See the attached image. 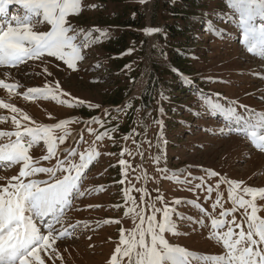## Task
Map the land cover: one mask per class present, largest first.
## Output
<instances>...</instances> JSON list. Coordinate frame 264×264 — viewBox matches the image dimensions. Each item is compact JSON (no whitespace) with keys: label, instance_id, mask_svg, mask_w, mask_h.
<instances>
[{"label":"snow or ice","instance_id":"6c2138e0","mask_svg":"<svg viewBox=\"0 0 264 264\" xmlns=\"http://www.w3.org/2000/svg\"><path fill=\"white\" fill-rule=\"evenodd\" d=\"M139 2L143 4L148 0ZM10 6H18L17 14L10 12ZM227 6L231 14H222L221 22L231 23L232 18L238 15L245 50L264 59V0H227ZM82 10V0H0L2 74L7 75L15 69L28 75V68L33 67L29 63L32 61H39L44 66L43 72L47 77H53L48 70L49 64L66 66L63 68L65 72L78 71V62L85 59V49L109 35L100 29L85 30L74 25L71 18L78 16ZM144 31L149 36L162 32L159 28ZM211 31L219 38L227 35L220 29L213 28ZM94 33L98 35L94 36ZM21 88L23 85L19 81L8 83L0 79V89L6 90L9 95H20L26 101H50L73 109L101 108L99 104L71 97L61 88L60 80H48L43 87H28L23 92L18 91ZM161 96L163 98V93ZM239 107L246 115L237 110L235 102L228 107L219 103L208 104L211 111L225 115L229 133L242 135L264 153V111L258 112L246 105ZM0 109H7L12 114L10 122L14 126L12 131L0 130V170L16 169V174L0 175V264H57V261L64 264L58 242L63 243L75 237L78 231L90 228L87 220L70 221V212L82 210L76 208L73 194L83 198L93 191L82 190L86 173L94 162H98L101 156L98 146L105 139L111 140L113 145L117 143L114 134L118 127L109 128L106 125L119 117L112 116L111 111L105 109L103 116L109 120L72 117L41 124L3 99H0ZM123 111L124 108L117 109L118 113ZM160 111L163 115L162 108ZM8 122V117L0 116V124ZM81 123L84 129L73 136L69 126ZM156 123L161 128L155 145L159 154L152 159L157 171L167 179L169 169L160 167L161 162L166 161L167 140L162 130L163 120ZM144 128L147 130L146 124ZM84 132L94 137L88 147H85L88 141ZM220 132L224 134V129ZM137 135L139 133L133 129L122 136L124 141L131 139L136 145L135 153L127 147L118 153L122 178L117 183H128L122 188L123 205L114 206L116 210L123 207L122 217L105 221L121 226L119 241L109 264H264V187L246 186L243 181L230 180L214 170L203 169L200 176H192L191 171L186 170L187 178L177 182L188 186L190 192H203L204 199L212 201L211 211L198 203L199 197L197 201L174 199L169 202L159 188L152 196L147 184L153 177L141 171L135 180L144 183L137 187L129 176L140 166L133 168L125 157L139 156L143 163V143L152 146L151 140L141 139L137 143ZM69 140L72 142L68 143ZM34 150L41 154L37 156ZM171 176L177 178V173L172 172ZM222 185L227 186V199L221 191ZM133 192L139 193V197ZM229 202L231 206L225 207ZM182 204L197 208L203 219L193 221L179 213L174 206ZM174 216L188 219L190 224H199L201 228L208 227L206 221L210 220L209 238L222 247L223 254L199 255L170 243L166 234L182 235ZM125 219L132 221L131 229L122 226ZM88 238L91 239L90 236Z\"/></svg>","mask_w":264,"mask_h":264},{"label":"rangeland","instance_id":"374dc122","mask_svg":"<svg viewBox=\"0 0 264 264\" xmlns=\"http://www.w3.org/2000/svg\"><path fill=\"white\" fill-rule=\"evenodd\" d=\"M166 2L175 3L176 0H148L139 6L134 3V0H82L83 10L78 16L71 18L72 23L85 30L100 29L109 35L85 49V59L78 62V71L65 72L63 68L66 66L58 67L49 64L48 70L53 73V77H47V74L43 72L44 66L39 61L29 62L33 67L28 68V75L17 72L15 69L5 75L2 74L3 70H0V79H4L8 83L19 81L23 85V88L18 90L20 92L26 91L28 87H43L48 80L53 82L60 80L61 88L70 93L71 97L99 104L100 109H73L50 101H26L15 93L9 95L4 89H0V99L15 104L16 107L27 112L37 123L52 124L60 119L72 117L86 120L92 118L90 115L107 119L108 117L103 116L105 109L110 110L112 116H117V109L124 108V111L120 112L123 114L133 106L134 100L138 102L144 100L143 96L149 87H155L156 96L149 98L152 106L147 108L143 116L145 119L143 123L147 125V130L145 128L143 131L135 130L139 133L135 137L137 143L141 139L151 140L152 146L150 147L146 142L143 143L142 150L145 153L143 163L139 156L125 157L133 168L140 166L135 173L130 172V179L132 183L140 187L144 182H137L135 176L140 175L141 171H146L149 177L154 178L147 184L152 196L156 195L154 190L159 188L169 202L174 199L197 201L199 197L198 203L211 211L212 201H206L203 192H190L187 190L188 186L178 183L177 180L187 178L186 170L191 171L192 176H200L203 175V169H209L230 180L243 181L246 186L264 187V153L256 149L250 140L242 135H237L234 132L229 133V122L225 115L208 108L209 103H219L228 107L235 102L237 110L241 113H244V109L239 107L240 105H246L258 112L264 111V79H261L264 77V59L245 50L242 44L238 15L232 18L231 23L221 22L222 19H218L213 26L206 24L205 29L201 31L199 36L201 50L198 55H194L192 64L194 70L192 75L201 76L202 81L207 83L209 92L203 89L201 83L198 84L191 80L188 74L175 71L186 80V83L180 85L177 91L171 95L167 88L169 85L167 81L173 78V74L167 75L166 81H162L154 66V63L157 62L160 66L167 65L169 69L171 68L166 46L158 41V33L149 36L144 31L147 28L162 29V25L166 21L165 15H167V12L164 11ZM225 5L227 6V1H223L222 7L224 8ZM220 6L221 4H214V8ZM17 11L18 6H10L12 14H17ZM136 11L139 13L138 16ZM228 11L231 14L229 8ZM228 11L224 9L221 12L224 14ZM114 15H122L120 19L122 24L130 21L131 15L134 18H141L143 26L137 30L140 33V43H137L136 40L131 42L132 37L124 36L126 33L121 31V24L120 26L116 25L119 26L117 30L111 28L109 32L106 29V25L101 22V19L106 21ZM213 28L220 29L227 35L224 38H219L218 34H213L211 31ZM114 32L116 33L114 34ZM95 35L98 33H94ZM121 37L128 40V45L132 44L133 46L125 52V55H113L106 62L105 58H108V55L102 51L103 45L108 40L111 43L118 42ZM114 57L117 62L113 60ZM96 58L102 59L103 62L92 68L93 64L90 61H94ZM125 59L126 61H124ZM129 65L130 68L127 67ZM161 93H163V98ZM118 95L121 96V104L114 107L111 102L109 103V100L111 101ZM126 104H128L127 107H125ZM161 108L163 115H161ZM137 110H140L139 106ZM244 114L246 115V113ZM11 115L7 109H0V116L9 118L8 123L0 124V130L12 131L14 129L10 122ZM158 120H163L162 130L167 140L166 161H162L160 164V167L169 169L167 179L157 171V165L152 159L159 154L155 147L156 137L161 132L160 126L156 123ZM231 126L235 127V125ZM95 127L98 129V126ZM131 128L134 129L132 125ZM82 129H84L82 123L69 126V131L73 136H76ZM221 129H224V134H221ZM84 135L88 141L85 147H88L94 137L87 132H84ZM114 138L117 142L115 145L111 140L105 139L98 146L101 156L86 173L87 178L82 190L92 189L91 194L83 198L73 194L76 208L82 210L70 212V221L74 223L87 220L90 222V228L78 231L75 237L69 238L63 243L58 242L64 264H109L110 258L114 254L121 226L107 224L105 221L119 219L123 215V207L120 210H116L114 207L117 204L123 205L122 188L128 183V181L125 182V185L117 183L122 178L118 153L124 147L131 149L133 144L131 139L124 141L115 135ZM71 142V140L68 141V143ZM105 148L107 152L104 150ZM34 151L37 156L41 154L38 150ZM132 151L136 152L135 144H133ZM104 153H116L117 155L109 156ZM172 172L177 173V178L171 176ZM12 174H16L15 168L0 170V175L10 176ZM221 191L224 192L225 199H227V186L222 185ZM133 195L139 197L140 194L133 192ZM212 199H215V194ZM88 205L94 207L89 208ZM230 206V202L225 205V207ZM174 207H177L179 213L193 221L203 219L195 207L187 204ZM237 216L239 218V214ZM173 219L176 220L182 235L175 237L166 234L170 243L182 246L199 255L223 254L222 247L209 238L210 220L206 221L208 227L201 228L199 224H190L188 219L181 220L176 216ZM122 226L125 229H131L133 223L130 219H125ZM89 236L91 239L88 238ZM65 249L67 250L65 251ZM57 264L60 262L57 261Z\"/></svg>","mask_w":264,"mask_h":264},{"label":"trees","instance_id":"16d2710c","mask_svg":"<svg viewBox=\"0 0 264 264\" xmlns=\"http://www.w3.org/2000/svg\"><path fill=\"white\" fill-rule=\"evenodd\" d=\"M223 1L226 2L227 0H176L175 3L166 2L164 9V11L167 12V15H165L166 21L164 25H162V32L158 33V41L166 46L165 49H167L168 51L167 58L169 61V66L171 68L169 69L167 65L160 66L157 62L154 63V66L157 70V73L159 74L160 80L162 81H166L165 77L167 75L173 74V78L167 81L169 84L167 88L171 92V95L177 91V88L180 85H183L184 82L186 83V80L178 73H176L174 69L183 74H188L191 80L196 81L198 84L201 83L203 89L209 92V88L206 86L207 83L202 81V77H195V75H192L194 74L192 64L194 62V55H198V52L201 50V41L199 39V36L201 34V31L205 29L204 26L206 24L213 26L216 20L222 19L223 13L221 11L224 9L228 11V7L226 5L224 8L222 7ZM134 3H136L138 6L141 4L139 0H134ZM214 4H221V6L214 8ZM136 12L135 13L138 16L139 13L138 11ZM121 17L122 15H114L112 18L106 21L102 18L101 22L105 23L106 29L109 32L111 28H115L117 30V28H119L121 24V31H124V33H126L124 34V36L128 35L129 37H132L131 42L136 40L137 43H140V33L137 32V30L141 29L143 26L140 21L141 18H134V16L131 15V20L122 24V22L120 21ZM115 33L116 32H114V34ZM132 46V44L128 45V40L122 39V37L118 42L111 43L108 40V42L103 45V49L100 48L106 53V55H108V58H102H105V61L107 62V59L110 60L113 55H125V52ZM114 58L113 60L117 62L116 57ZM124 61H126V59ZM102 62L103 60H100V58H96L94 61H90V63L93 64L92 68H95L96 65ZM107 74H110L109 71L107 72ZM150 88L151 87H149V89L143 96L144 100L138 102L133 99V106H131L129 110L125 111L123 114L119 112L117 114V116L119 117L118 120H110V122L106 125L109 128L118 127V131L114 134L117 138L121 137L122 139V136L131 132V125L137 131L139 129L141 131L144 130L143 121H145V119L143 118V116L146 113L145 111L147 110V108L149 106H152L151 100L149 98H151V96L154 98V95L157 92L155 87L151 89ZM110 102L114 107L119 106L121 104V96H116L111 101L109 100V103ZM138 106L140 110H137ZM90 117H93V115H90ZM105 120H109V118ZM106 145H108L107 142ZM132 148L130 150H132ZM104 150L107 152L106 148Z\"/></svg>","mask_w":264,"mask_h":264}]
</instances>
